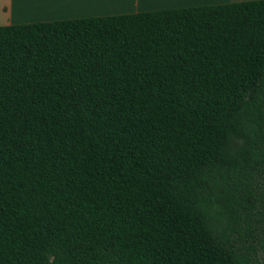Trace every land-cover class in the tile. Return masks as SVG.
<instances>
[{
    "label": "trees",
    "instance_id": "trees-1",
    "mask_svg": "<svg viewBox=\"0 0 264 264\" xmlns=\"http://www.w3.org/2000/svg\"><path fill=\"white\" fill-rule=\"evenodd\" d=\"M0 264H264V0L0 26Z\"/></svg>",
    "mask_w": 264,
    "mask_h": 264
},
{
    "label": "crops",
    "instance_id": "crops-1",
    "mask_svg": "<svg viewBox=\"0 0 264 264\" xmlns=\"http://www.w3.org/2000/svg\"><path fill=\"white\" fill-rule=\"evenodd\" d=\"M259 0H0V26Z\"/></svg>",
    "mask_w": 264,
    "mask_h": 264
}]
</instances>
